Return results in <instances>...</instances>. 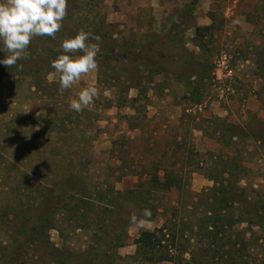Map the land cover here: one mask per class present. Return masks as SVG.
<instances>
[{"label":"rangeland","instance_id":"rangeland-1","mask_svg":"<svg viewBox=\"0 0 264 264\" xmlns=\"http://www.w3.org/2000/svg\"><path fill=\"white\" fill-rule=\"evenodd\" d=\"M83 8L99 11L104 42H124L133 57H95L97 69L63 94L45 60L41 74L0 75V264H64L62 255L93 246L91 232L69 227L62 236L51 230L47 248L22 253L12 240L45 212L48 186L62 174L56 161L70 153V166L87 168L101 190L136 189L149 171L183 178L184 190L157 195L153 221L130 228L121 264H139L127 258L143 230L175 219L194 226L227 197V213L251 222L230 230L245 241L239 264H264V0H93ZM89 85L97 96L71 110Z\"/></svg>","mask_w":264,"mask_h":264},{"label":"trees","instance_id":"trees-1","mask_svg":"<svg viewBox=\"0 0 264 264\" xmlns=\"http://www.w3.org/2000/svg\"><path fill=\"white\" fill-rule=\"evenodd\" d=\"M91 4L93 0H68L66 16L55 38L33 37L25 58L17 61L11 68L1 65L0 75L9 74L16 77L27 69L35 75L43 73L45 68L40 66L39 60L51 63L62 51V42L68 37H74L81 30L100 37L98 42L94 39L86 42L99 44L100 51L96 57L100 55L113 59L115 53L125 60L127 57H133L124 47V42H116L117 44L110 46L104 42L108 34L102 31L104 21L100 19L99 11L83 8ZM81 10L84 14L77 16ZM207 30H210V27L197 28L196 37L202 38ZM0 53L4 58L6 54ZM79 54L76 52L72 55ZM53 70L51 68L50 71ZM37 85L33 86L36 90L39 89ZM70 154H65L56 161L62 174L48 186L42 202L45 212L33 221L32 227L28 228L25 223V230L12 237L17 244L15 249L24 253V248H47L46 238L51 230L59 231L62 236L69 227L74 232H91L93 246L82 255H62L64 264H121L123 258L119 250L127 245L130 228L142 220L153 221L159 210L157 195L174 189L184 190L183 178L179 177L176 171L165 170L162 175L149 171L147 178H142L141 175L136 189L119 191L114 183H107L105 190H101L100 183L96 184L91 180L87 168L83 170L74 165L70 166V163L77 160ZM125 175L127 174L124 172L119 174L115 181H121ZM227 198L216 199L214 207L205 210L194 226H188L187 222L180 223L175 219L166 221L153 231L143 230L134 241L135 254L127 259L139 264H222L224 259L228 264H239L242 248L238 246H243L245 241L238 243L233 240L230 230L238 225L237 223L251 222L242 218L235 219L228 214L227 207L223 205L229 200V197ZM145 209L150 210L151 216L143 215ZM133 215L137 217L135 224L131 222ZM18 236L24 238L19 244Z\"/></svg>","mask_w":264,"mask_h":264},{"label":"clouds","instance_id":"clouds-1","mask_svg":"<svg viewBox=\"0 0 264 264\" xmlns=\"http://www.w3.org/2000/svg\"><path fill=\"white\" fill-rule=\"evenodd\" d=\"M67 3L68 0H0V52L6 54L0 59V65L11 68L25 58L33 37L55 38L66 16ZM90 39L98 42L100 37L81 30L74 37L65 39L61 44L62 51L51 62V68L59 77L60 94L82 75L97 69L95 57L100 48L98 43H86ZM76 52L80 54L72 55ZM96 96V87L89 85L70 100L69 108L80 112ZM143 215L151 216L150 210L145 209ZM131 222L137 223L135 215Z\"/></svg>","mask_w":264,"mask_h":264},{"label":"built area","instance_id":"built-area-1","mask_svg":"<svg viewBox=\"0 0 264 264\" xmlns=\"http://www.w3.org/2000/svg\"><path fill=\"white\" fill-rule=\"evenodd\" d=\"M226 68V67H225ZM226 70H228V67L226 68Z\"/></svg>","mask_w":264,"mask_h":264}]
</instances>
